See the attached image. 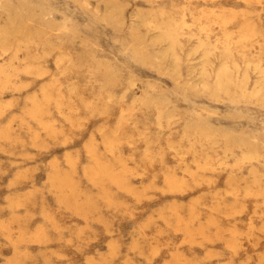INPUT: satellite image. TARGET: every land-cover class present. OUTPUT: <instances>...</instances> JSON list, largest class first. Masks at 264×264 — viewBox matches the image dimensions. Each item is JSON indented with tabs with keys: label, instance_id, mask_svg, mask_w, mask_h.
Returning <instances> with one entry per match:
<instances>
[{
	"label": "rangeland",
	"instance_id": "1",
	"mask_svg": "<svg viewBox=\"0 0 264 264\" xmlns=\"http://www.w3.org/2000/svg\"><path fill=\"white\" fill-rule=\"evenodd\" d=\"M0 264H264V0H0Z\"/></svg>",
	"mask_w": 264,
	"mask_h": 264
}]
</instances>
